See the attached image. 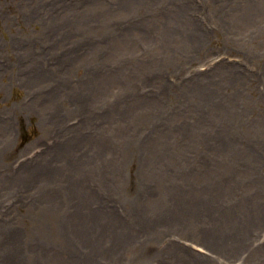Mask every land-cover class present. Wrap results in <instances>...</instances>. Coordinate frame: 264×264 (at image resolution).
Masks as SVG:
<instances>
[{"label":"rangeland","instance_id":"374dc122","mask_svg":"<svg viewBox=\"0 0 264 264\" xmlns=\"http://www.w3.org/2000/svg\"><path fill=\"white\" fill-rule=\"evenodd\" d=\"M0 264H264V0H0Z\"/></svg>","mask_w":264,"mask_h":264},{"label":"trees","instance_id":"16d2710c","mask_svg":"<svg viewBox=\"0 0 264 264\" xmlns=\"http://www.w3.org/2000/svg\"><path fill=\"white\" fill-rule=\"evenodd\" d=\"M24 130V127L22 128ZM22 131V130H21ZM23 132V131H22ZM26 138V134L24 133L23 139Z\"/></svg>","mask_w":264,"mask_h":264}]
</instances>
